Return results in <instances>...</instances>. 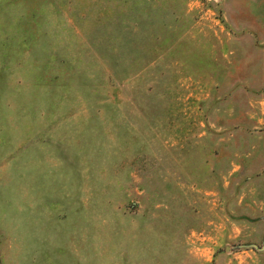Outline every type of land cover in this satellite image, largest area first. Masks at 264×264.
Returning <instances> with one entry per match:
<instances>
[{
  "label": "rangeland",
  "instance_id": "obj_1",
  "mask_svg": "<svg viewBox=\"0 0 264 264\" xmlns=\"http://www.w3.org/2000/svg\"><path fill=\"white\" fill-rule=\"evenodd\" d=\"M0 264H264V0H0Z\"/></svg>",
  "mask_w": 264,
  "mask_h": 264
}]
</instances>
